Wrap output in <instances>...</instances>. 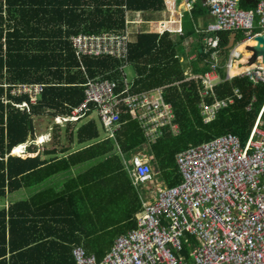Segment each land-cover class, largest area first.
Returning <instances> with one entry per match:
<instances>
[{
    "label": "trees",
    "instance_id": "obj_1",
    "mask_svg": "<svg viewBox=\"0 0 264 264\" xmlns=\"http://www.w3.org/2000/svg\"><path fill=\"white\" fill-rule=\"evenodd\" d=\"M241 7L250 9L253 5L241 0ZM164 9V0H0V199L100 160L84 174L62 182L59 190L48 187L0 209V264H76L71 253L75 244L102 259L115 238L135 226V213L141 209L139 193L131 185L121 156L112 154L118 147L128 159L145 144L133 114L119 115L115 140H99L98 127L90 120L75 136V122L66 123L68 141L76 137L78 144L86 145L79 151L64 155L67 148L54 147L37 153L34 147L33 119L43 115L70 117L83 103L84 85L90 79L119 81V67L129 65L135 72L131 93L163 88L179 135L165 130L147 151L157 179L167 188L182 183L175 157L190 146L228 133L242 144L247 140L264 101V82L252 84L246 77H234L219 84L215 89L218 99L233 90H238L240 98L203 124L196 85L186 81L180 57L185 40L197 34L196 20L206 16L199 2L176 26L179 28L138 33L128 44L123 63L108 56L79 57L71 44L70 37L79 33L122 32L129 12ZM230 33H218L222 49ZM240 37L237 32L236 40ZM205 58L202 53L197 57L193 73L206 70ZM18 85H42L37 102L32 103L28 94H12ZM122 87L120 83L118 89ZM22 103L27 108L20 110L16 105ZM59 130L56 124L53 143H58ZM26 142L27 154L13 152ZM81 236L85 241H80ZM98 241H104V249L95 247Z\"/></svg>",
    "mask_w": 264,
    "mask_h": 264
},
{
    "label": "built area",
    "instance_id": "obj_2",
    "mask_svg": "<svg viewBox=\"0 0 264 264\" xmlns=\"http://www.w3.org/2000/svg\"><path fill=\"white\" fill-rule=\"evenodd\" d=\"M244 1L253 7L243 9L241 0H181L178 15L160 24L161 29L179 24L197 2L212 18L202 38L204 53L210 52L208 70L200 75L190 74L197 84L205 124L240 98L238 90L224 99L215 96V88L221 82L219 53L224 52L227 80L238 76L253 84L264 82L261 58L252 65L248 64L249 59L242 63L243 55L238 49L243 43L244 49L254 45L246 43L249 40L256 44L255 36L264 32V0ZM129 25L140 32L141 21L126 19L120 33H79L72 35L70 41L79 57L108 56L123 63L131 42ZM222 31L239 32L241 37L222 50L218 34ZM233 68L242 71L231 75ZM123 69H118L122 73L119 81L97 77L84 85V101L68 117L71 122L83 118L94 106L104 135L111 138L120 127L121 112L134 115L148 140L157 139L161 129L178 133L174 111L164 100L163 88L131 93L132 83L126 81ZM120 83L123 87L118 89ZM41 90L42 85H18L11 93L28 94L36 103ZM207 98L212 100L210 104ZM21 105L23 108L16 107L27 108L26 103ZM175 163L182 183L168 189L154 187L150 200L142 203L135 214V226L117 236L102 259L87 253L82 245H74L71 253L76 264H264V101L243 145L236 135L228 133L190 146L176 155ZM129 175L134 187H147L154 181L152 169L143 157H133ZM188 237L198 243L191 252L192 260L186 259L183 251L182 239L189 242Z\"/></svg>",
    "mask_w": 264,
    "mask_h": 264
},
{
    "label": "crops",
    "instance_id": "obj_3",
    "mask_svg": "<svg viewBox=\"0 0 264 264\" xmlns=\"http://www.w3.org/2000/svg\"><path fill=\"white\" fill-rule=\"evenodd\" d=\"M164 2H165V9L163 10V11H159V12H154V13H144V12H129L127 15V18L128 19H132L133 21L134 20H139V21H141V25L139 26V28H140V32L139 33H141V29H143L145 26H143V25H146V24H148V27L149 28H154V29H156L154 32H161V31H163V30H165L166 28H169V27H176V26H178L179 24H178V22H176V24L175 25H173V24H168V26L165 28V29H161L160 28V24H161V22H165V21H167L168 19H170L171 17H172V15H174V16H176V15H178V13H176V10H178V9H180L181 7H182V5H181V0H164ZM201 4V3H200ZM202 6V5H201ZM203 7V6H202ZM204 8V7H203ZM205 9V8H204ZM206 10V9H205ZM191 11V10H190ZM189 11V12H190ZM189 12H186L185 13V16H186V14H188ZM145 19V21H150V22H144V23H142V19ZM206 18H209V15H208V12H207V10H206V17H204V20L206 19ZM184 19V18H183ZM183 19L182 20H180V21H183ZM201 24V26L198 24L197 25V27H196V33L197 34H195V35H191V36H189L186 40H185V42L187 43V42H189L188 40L189 39H191V41L193 42V44H199V50H198V52L196 53V55L194 56L195 57V60H192L191 61V65L189 66V63L190 62H185V61H188L189 59H191L192 57H190V54L191 53H186L185 52V46H184V53L183 54H181L182 56L180 57V59H181V62H182V64L184 65V69H185V73H184V75H185V77H186V81H194L191 77H190V74L191 75H200V74H202V73H204L205 71H207L208 70V67H209V61L211 60V58H210V52L209 53H204V50H203V41H202V38H203V36L205 35V28H206V25L205 26H202V22L200 23ZM128 30H129V32H130V39H131V42H133L135 39H136V35L138 34L137 32H136V28H135V26L134 25H129L128 26ZM153 32V33H154ZM142 33H149V32H146V31H144V32H142ZM184 33V31H183V29L179 32V34H183ZM231 34V33H230ZM230 37V36H229ZM235 38H236V36H235ZM240 39V38H239ZM238 39V40H239ZM235 40V39H234ZM237 40V41H238ZM253 40H251V41H248V42H246V43H248V44H255L254 43V41L252 42ZM185 42H184V45H185ZM229 42V41H228ZM234 42V41H233ZM251 42V43H250ZM201 43V44H200ZM233 44V43H232ZM241 45H243L242 46V49L244 48V43L243 44H240L239 46H238V48L241 46ZM248 46V45H247ZM221 47V46H220ZM230 47V46H229ZM226 48H228V44H227V47ZM223 50V49H222ZM225 50V49H224ZM244 50H246V49H243V50H241V52H242V55H243V60H244V62H245V60L246 59H249L250 57H251V55L252 54H248L247 53V50H246V52H244ZM248 52H250V50H248ZM203 54L204 56H206V58H205V64H206V70L204 71V72H202V73H193L192 72V69H193V67H194V64H193V62L194 61H196V59H197V57L200 55V54ZM217 56H219V58H218V60L219 59H221L222 57H223V59H224V52H221V53H219ZM222 59V60H223ZM225 60V59H224ZM243 63V62H242ZM256 63H257V61H256ZM186 65V66H185ZM242 71V69H240V68H233L232 70H231V72H230V74L231 75H233V74H238V73H240ZM235 77H238V76H235ZM248 80V79H247ZM224 81H230V80H227L226 79V77L224 76V77H221V82L219 83V84H221V83H223ZM130 83H132V81L130 82ZM194 83H195V85H196V90H197V84H196V82L194 81ZM252 83V82H251ZM218 84V85H219ZM253 84V83H252ZM217 85V86H218ZM216 86V87H217ZM216 89V88H215ZM234 91V90H233ZM233 91H232V93L229 95V96H227V97H230V96H232V94H233ZM197 94H198V91H197ZM215 96H216V93H215ZM227 97H225V98H227ZM217 98V97H216ZM218 99V98H217ZM224 99V98H223ZM207 101V104H210L211 102H212V100L210 99V98H207L206 99ZM210 100H211V102H210ZM236 100V98L234 99V101ZM233 101V102H234ZM233 104V103H232ZM231 104V105H232ZM199 105H200V103L198 104V108H199ZM231 105H229V106H231ZM228 106V107H229ZM227 108V107H226ZM223 109H225V108H223ZM220 111V110H219ZM218 111V112H219ZM121 113H125V112H121ZM199 113H200V109H199ZM217 115V114H216ZM200 116H201V113H200ZM201 118H202V116H201ZM213 121V120H212ZM138 123V122H137ZM202 123L203 124H205L204 122H203V119H202ZM208 124V123H207ZM138 125H139V123H138ZM140 126V125H139ZM140 128H141V126H140ZM142 129V128H141ZM99 130V129H98ZM120 129H118L116 132H115V136H116V134L118 133V131H119ZM164 131H165V129H161V135L164 133ZM142 132H143V135H144V138H145V140H146V142H145V144H143L142 146H141V149L139 150V151H135V152H133V153H131L130 155H129V157H128V159H126V156H123V155H121L120 154V151H119V148L118 147H116V149L114 150V152L112 153V154H119L120 156H121V159H122V164H123V166H124V169L126 170V172H127V175H128V178H129V180L131 181V179H130V175H129V171L131 170V160L133 159V157H138V159H139V157H143V159L144 160H146L147 161V163H148V165L151 167V169H152V173H153V178H154V181L150 184V185H153V189H154V187H157V188H161V187H163L164 189H168L162 182H160L158 179H157V177H156V175H155V173H154V165H153V162L151 161V159H150V155H149V153H148V145L149 144H153L157 139H155L154 141H152V140H148V138L145 136V133H144V131H143V129H142ZM99 134H100V137H99V140H115V136L114 137H109L108 135H104V132H103V129L100 131L99 130ZM173 136H176V135H179V130H178V133H176V134H172ZM24 144H22V145H19L20 147H18V148H16L15 150H13V152L15 151V152H17V153H19V151L22 149V146H23ZM79 146H77V148H71V147H64V148H70V149H68V152L67 153H65L64 155H67V154H70V153H73V152H76V151H79V150H81L82 148H84L86 145H81V144H78ZM49 150V149H48ZM38 152H40V151H38ZM37 152V153H38ZM141 152H144L145 153V156H143V154H141ZM100 162V160L99 161H94V162H91V163H88V164H84V165H81V166H78V167H76V168H73L71 171H68V172H65V173H58V174H56V175H54V176H52V177H50L49 179H47L43 184H40V185H38V186H36L35 188H33V189H30V190H20V191H18V192H15L17 195H18V200H26L29 196H31L32 194H34V193H37V192H39L40 190H43V189H45V188H48V187H52L54 190H59L60 189V184L62 183V182H65L66 180H68V179H71V178H73V177H78V176H80V175H82V174H84L86 171H88L90 168H92V167H94L96 164H98ZM175 165H176V163H175ZM128 167V168H127ZM131 185H132V182H131ZM132 187H133V185H132ZM175 187V186H174ZM144 188L145 187H143V188H135L134 187V189L139 193V199H140V201H141V204L142 203H144V202H147L148 201V198H149V195H150V192L147 190H144ZM173 188V187H172ZM27 193V196H25V197H23V198H21V193L22 194H24V193ZM15 193H13V194H15ZM13 194H11V195H13ZM8 196H10V195H8ZM17 199L16 200H12V201H18ZM149 200H150V198H149ZM12 201H9V202H12ZM7 206V205H6ZM139 211V210H138ZM137 211V212H138ZM136 212V213H137ZM135 213V214H136ZM116 239V238H115ZM80 241H85V239L83 238V236H81V239H80ZM115 241V240H114ZM75 245H79V244H75ZM74 246V245H73ZM72 246V247H73Z\"/></svg>",
    "mask_w": 264,
    "mask_h": 264
},
{
    "label": "rangeland",
    "instance_id": "obj_4",
    "mask_svg": "<svg viewBox=\"0 0 264 264\" xmlns=\"http://www.w3.org/2000/svg\"><path fill=\"white\" fill-rule=\"evenodd\" d=\"M206 17V16H205ZM142 19V18H141ZM258 21V16L256 15L254 17V23L256 24ZM144 22H150V21H145V19H142V23ZM202 22V26L208 25L210 23H212V18H206L204 20V18L201 19H197L196 23L199 24L201 26ZM166 25V24H165ZM145 26L143 29H141V32L144 31H151L154 32L156 29L154 28H149L148 24L143 25ZM174 28V27H173ZM175 28H179V27H175ZM189 42H185V52L186 53H191L190 57H192L191 59H189L188 61L185 62H190L189 66L191 65V61L195 60V55L199 50V44H193V42L191 41V39L188 40ZM251 41V40H249ZM253 42V41H252ZM255 43V42H254ZM201 44V43H200ZM244 49V48H243ZM247 53L249 54L250 52H248L249 49H246ZM246 50H244V52H246ZM196 52V53H195ZM243 57V56H242ZM223 57L221 59H219V74L221 77H224L226 74L225 68H224V62L222 61ZM197 60L193 62V64H197ZM244 63V60L242 59V61ZM186 66V65H185ZM125 78L127 82H131L133 81V79L135 78V72L133 70V68L129 65L125 66L123 69ZM13 91V90H12ZM24 105H20L19 107L23 108ZM34 128H35V133H36V140L34 141V147L36 148V151H41L43 149L46 150H51L54 147H58L57 149H61L63 147H71V148H77L78 143H77V138L75 137L73 141H68L67 136L65 134V127H66V123L67 122H71L70 118L65 117L64 120L62 118L56 119V118H52L48 115H43L40 117H35L34 119ZM90 120H94L98 129L101 131L102 130V123L100 121V118L98 117V114L96 112H93L91 115H89L88 117H84L82 118L80 121L78 120L77 122H75V124L73 125L74 127V136L76 134V131L78 130V128L87 123ZM57 124V126L60 127L59 130V140L58 143H53L54 139H53V132H54V127ZM241 142V141H240ZM32 142H30L31 144ZM242 144V143H241ZM29 145V142H26L23 146L22 149L19 151V153L17 154H27V146ZM58 145V146H57ZM243 145V144H242ZM70 149V148H68ZM141 154H143V156H145L144 152H141ZM146 157V156H145ZM128 168V167H127ZM131 182V181H130ZM134 187V186H133ZM153 185H147V187L144 188V190H148L152 195L154 194V190H153ZM137 188V187H135ZM138 188H143L141 186H138ZM27 196V193L25 192L24 194L21 193V198ZM18 200V195L15 193L13 195L7 196L6 199H0V209L5 207L9 201L12 200ZM149 201V198H148ZM190 239V240H189ZM193 238L192 237H188L189 242H186V240L182 239V243L184 245V255L186 257V259L191 258L192 260V255L191 252L194 250V248H196V246H198V243L196 241H192ZM105 243L104 241H98L97 245L95 246L98 249H104ZM192 262V261H191Z\"/></svg>",
    "mask_w": 264,
    "mask_h": 264
},
{
    "label": "water",
    "instance_id": "obj_5",
    "mask_svg": "<svg viewBox=\"0 0 264 264\" xmlns=\"http://www.w3.org/2000/svg\"><path fill=\"white\" fill-rule=\"evenodd\" d=\"M236 34L231 33L229 37L228 47L232 45ZM256 44L248 45L247 48L252 52L251 57L248 60V64L252 65L256 62L257 58H261L262 64H264V32L255 36Z\"/></svg>",
    "mask_w": 264,
    "mask_h": 264
},
{
    "label": "bare ground",
    "instance_id": "obj_6",
    "mask_svg": "<svg viewBox=\"0 0 264 264\" xmlns=\"http://www.w3.org/2000/svg\"><path fill=\"white\" fill-rule=\"evenodd\" d=\"M242 46H243V45H241L238 49L242 48ZM242 50H243V49H242ZM242 59H243V57H242ZM241 61H242V60H241Z\"/></svg>",
    "mask_w": 264,
    "mask_h": 264
}]
</instances>
